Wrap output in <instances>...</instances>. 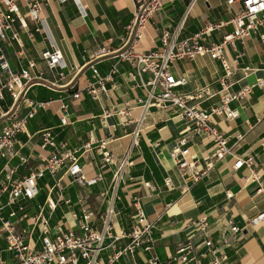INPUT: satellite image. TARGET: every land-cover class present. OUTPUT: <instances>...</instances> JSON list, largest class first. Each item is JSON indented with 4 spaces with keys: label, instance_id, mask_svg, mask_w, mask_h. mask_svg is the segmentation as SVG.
Returning a JSON list of instances; mask_svg holds the SVG:
<instances>
[{
    "label": "crops",
    "instance_id": "1",
    "mask_svg": "<svg viewBox=\"0 0 264 264\" xmlns=\"http://www.w3.org/2000/svg\"><path fill=\"white\" fill-rule=\"evenodd\" d=\"M188 4L189 0L166 1L162 10L155 13L147 24L135 46V55L161 49V34L167 27L179 29V40H182L199 32L208 22H227L232 17L227 0H198L180 29ZM19 6L26 15L27 28L15 21L14 29L20 38L12 39V32H9L8 40H0V55L3 54L15 73L30 69L32 79L28 82L30 87L26 97L34 103L44 102L46 105L38 108L35 116L29 119L27 130L16 140L19 155L29 156L30 162L21 165L20 156H17L12 163L19 165L20 175H25L42 158L48 157L54 148L41 147L40 130L50 128L60 152L78 150L76 155L87 178L102 175L95 184L82 186L66 174L69 161L55 176L46 172L43 178L49 175L52 183L44 184L47 195L43 203L39 202L43 197L40 187L35 207L45 204L48 190L56 179L62 180L63 194L71 199V204L57 207L67 208L61 217L57 215V209L51 213L46 207L45 214L50 216L51 225L62 221L77 230L83 207L103 213L112 203L115 232L121 228L130 231L135 224L137 207H142L154 224L153 251L161 264H165L178 248L189 242L197 245L202 242L205 232L192 227L191 222L207 217L209 236L214 246L229 256L228 264H264V221L255 226L248 223L264 211V195L257 193L259 183L264 184V85L254 86L246 98L230 103L231 108L239 111L235 119L212 115L214 124L229 138L232 154L198 182L189 181L190 189L183 192L184 179L170 152L178 145L186 122L170 110L151 107L144 111L139 102L147 98L142 81H147L150 75L141 71L139 63L119 57L124 47L126 26L134 16V1L52 0L41 7L44 18L41 26L28 17L26 6L20 2ZM39 27L40 31L37 30ZM232 29L233 26L228 24L206 36L203 42L208 45L220 41ZM53 46L62 50L66 67L50 68L42 57V53ZM103 47L107 51L101 55ZM236 48L244 52L240 67L247 66L251 70L247 76L242 69L233 73V92L264 80V44L259 36L253 34L238 41ZM227 51L231 57L237 54L232 46ZM32 62L35 65L30 68ZM92 66L104 77L112 75L105 81L107 91L99 98H94L86 90L88 82L94 80ZM171 70L176 78L187 79L185 85L177 88L181 94L191 95L205 87L210 88L213 96L204 95L199 100L190 101L191 104L207 109L221 104L222 96L217 92L224 69L220 60L209 55L182 59ZM9 77L0 64V79L6 81ZM62 104L67 108L63 109ZM29 109L23 102L16 108L10 92L5 89L4 98H0V128L24 116ZM61 116L67 117V124L62 125ZM137 130L138 144H134ZM103 140L106 141L104 148L100 146ZM87 143L91 145L85 149ZM189 146L193 158L200 161L211 153L214 143L204 135H195L189 137ZM105 150L111 152L115 162L103 166ZM248 156L255 159L251 168L246 165L240 169L233 167L236 157ZM125 157L129 163L116 186L114 172ZM6 161L7 158L0 159V168ZM252 171L260 177L259 182L249 178ZM166 178L171 179L170 186L166 185ZM146 182L155 189L148 188ZM228 191L232 193L231 197L227 196ZM52 198L56 200L57 196L53 194ZM232 223L242 228L241 231L232 232ZM225 239L227 243H224ZM125 242L123 240L120 245ZM197 249L205 248L199 246ZM109 252L104 251L103 257L106 258ZM150 255L139 248L134 257L124 255L113 264H146ZM201 264H210L209 259L204 258Z\"/></svg>",
    "mask_w": 264,
    "mask_h": 264
},
{
    "label": "built area",
    "instance_id": "2",
    "mask_svg": "<svg viewBox=\"0 0 264 264\" xmlns=\"http://www.w3.org/2000/svg\"><path fill=\"white\" fill-rule=\"evenodd\" d=\"M51 1L0 0V40H8L9 32H12L10 35L12 39L19 40V33L14 29L15 21H19L24 29L27 28L26 15L20 11L19 2L28 8V17L41 26V23H44L41 7L44 3ZM133 1L135 3L134 16L126 26L124 47L119 52V57L122 60L139 63L141 71L150 75L147 81H142V86L147 91V98L140 99L139 102L144 111L151 107H157L170 110L185 120L181 138L178 140V145L171 150L170 155L184 179L182 191L187 192L190 189L189 181L198 182L219 162L232 154L229 138L214 124L212 115H225L229 120L235 119L239 115V111L231 108L230 103L246 98L254 86L264 85V80H258L255 84L243 86L236 92L231 90L234 84L231 81L233 73L242 69L247 76L251 70L247 66L240 67V60L244 52L237 50V42L257 34L264 44V0H227L232 12L229 21L208 22L199 32L182 40H179V29L167 27L161 34L162 48L139 55H135V46L141 40L151 18L162 10L166 1L175 2L178 0ZM197 1L189 0L180 29L184 25L191 7ZM228 24H231L233 29L225 33L220 41L208 45L203 42L206 36ZM37 30L40 31L41 27ZM230 46L237 51L233 57L229 56L227 51ZM106 51L107 48L103 47L100 54H105ZM205 55L220 60L224 69V74L219 78L220 90L217 92L222 96L221 104L210 109L190 103L192 100L203 98L204 95L213 96L210 88L205 87L191 95L181 94L177 88L185 85L187 79L185 77L176 78L171 70L179 60L195 59ZM42 57L50 68L66 67L62 50L57 46L44 51ZM0 64L2 70L10 76L6 81L0 79V98H4V90L7 89L16 108L20 107L21 102L28 104L30 108L24 116L15 118L0 128V159L7 158L0 168V252L12 253L7 258L0 256V264H80L81 261L83 264H113L124 255L134 257L139 248L151 253L146 264H161L158 255L153 251L154 224L149 221L142 207H137L134 216L135 224L130 231L121 228L118 233L115 232L113 223L115 209L112 203L103 213H96L83 207L77 230L67 227L62 221L52 226L50 216L45 214L46 207L53 213L59 204H71V199L63 194L64 186L61 179H56L49 188L45 204L35 207L34 201L41 191L39 180L45 176L46 172L55 176L68 161L66 174L82 186L95 184L102 178V175L98 174L94 178H87L79 157L76 155L78 150L67 149L60 152L56 136L50 128L40 130L41 147H52L54 151L48 157L42 158L41 162L35 165L29 174H19V165L12 163L14 157L20 156L15 147L17 137L27 130L29 119L33 118L38 108L45 106L46 103H34L26 97L30 87L28 82L32 79L29 68L18 73L13 72L3 54L0 55ZM34 65L32 62L30 68ZM92 70L94 80L88 82L86 90L94 98H99L101 93L107 91L105 81L111 79L112 75L102 76L95 66H92ZM62 108L66 109L67 105L62 104ZM61 123L62 125L68 123L66 116H61ZM134 135L133 143L138 144L136 137L139 136V130ZM195 135H204L214 143L211 153L200 161L193 158L189 146V137ZM90 145L91 143H87L84 148L87 149ZM100 146L104 148L106 141L103 140ZM29 162V156H20L21 165H26ZM112 162H115L113 155L109 150H105L103 166ZM128 163L125 157L117 164L118 167L114 172L116 186L122 180L124 167ZM254 164L255 159L252 156L236 157L233 167L240 169L246 165L251 168ZM249 178L253 181H260V177L253 171ZM165 183L170 186L171 179L166 178ZM145 185L151 190L155 189L150 182H146ZM257 193L264 195V184L259 183ZM53 194L57 196L56 200L52 198ZM227 196L231 197L232 193L228 191ZM73 214L75 217L77 216L76 213ZM97 221L99 224L96 223ZM263 221L264 211L255 215L248 223L255 226ZM191 226L205 232L202 242L199 245L189 242L178 248L165 264H201L204 258H208L210 264H228L229 256L225 252L219 251V247L214 246V242L209 236L207 217L193 220ZM241 229L236 224H231L232 232L237 233ZM123 240L126 242L122 246L120 242ZM224 243H227L226 239ZM199 246H203L205 249H197ZM106 250H110V252L104 258L103 252Z\"/></svg>",
    "mask_w": 264,
    "mask_h": 264
},
{
    "label": "rangeland",
    "instance_id": "3",
    "mask_svg": "<svg viewBox=\"0 0 264 264\" xmlns=\"http://www.w3.org/2000/svg\"><path fill=\"white\" fill-rule=\"evenodd\" d=\"M222 1H223V0H222ZM46 182L52 183V180H51V178H50L49 175H47L45 178H41V179L39 180V185H40V187H41V189H42V193H43V197L39 199V202H40V203H43V202H44V200H45V198H46V195H47V194H46V191L44 190V184H45ZM66 211H67V208H66V207H59V208L56 210V213H57V215H58L59 217H61V216L63 215V213L66 212ZM47 212H48V211H47ZM10 255H12V253H10V252H4V253H1V252H0V256H3L4 258H7V257L10 256Z\"/></svg>",
    "mask_w": 264,
    "mask_h": 264
}]
</instances>
